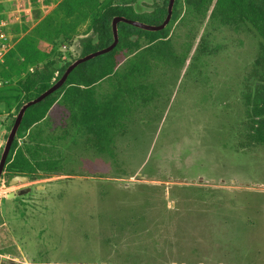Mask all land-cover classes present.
Returning <instances> with one entry per match:
<instances>
[{
	"label": "rangeland",
	"instance_id": "374dc122",
	"mask_svg": "<svg viewBox=\"0 0 264 264\" xmlns=\"http://www.w3.org/2000/svg\"><path fill=\"white\" fill-rule=\"evenodd\" d=\"M44 1L20 0L25 19L39 9L46 15L59 0ZM5 3L11 9L15 2ZM179 8L170 32L179 62L155 68L157 94L133 106L115 133L113 155L75 128L62 102L19 138L38 149L37 159L59 163L36 181L57 183L62 194L50 215L26 223L2 206L0 261L264 264V144L248 138L245 102L263 38L250 23L226 24L183 1ZM11 12L20 17L18 8ZM82 32L57 47L63 59L79 57ZM15 81L0 89L6 135L17 115Z\"/></svg>",
	"mask_w": 264,
	"mask_h": 264
},
{
	"label": "trees",
	"instance_id": "16d2710c",
	"mask_svg": "<svg viewBox=\"0 0 264 264\" xmlns=\"http://www.w3.org/2000/svg\"><path fill=\"white\" fill-rule=\"evenodd\" d=\"M182 1L192 10L219 18L226 24L238 26L250 23L263 38L253 68L257 81L247 85L245 102L250 118L248 138L257 144H264V0H176L172 19L164 29L148 31L120 22V39L113 50L79 64L61 88L26 110L7 158L6 174L28 175L35 180L41 177L40 171L58 170L56 160L37 159V148L19 144V138L26 137L32 127L44 120L56 102L66 106L72 124L88 136L97 150L113 155L115 133L123 126L133 106L139 101L146 105L157 94L151 79L155 68L161 62H179L171 44L170 32L172 23L180 15ZM5 2L0 0L2 14L8 16L12 8H18L21 18L20 25L12 32L14 46L0 64V76L8 82L16 80L17 113L23 103L53 85L76 59H63V55L56 51L61 44L72 45L82 30L85 37L79 57L87 55L113 42L114 17L126 16L160 24L167 16L169 4V0H134L133 3L59 0L46 15L39 9L36 17L31 14L30 19H25L27 11L20 0H14L11 9ZM104 82L108 84L107 89H103ZM8 106L11 107L9 101ZM11 118L12 126L16 116Z\"/></svg>",
	"mask_w": 264,
	"mask_h": 264
},
{
	"label": "flooded vegetation",
	"instance_id": "af4514ba",
	"mask_svg": "<svg viewBox=\"0 0 264 264\" xmlns=\"http://www.w3.org/2000/svg\"><path fill=\"white\" fill-rule=\"evenodd\" d=\"M10 177L12 176L5 175V189H2L5 192L2 193L0 214L2 213L3 205L7 214L25 223L32 219L45 218L51 214V204H53L51 201L55 200L54 197L56 195L62 194L59 184L38 182L36 179L32 180L30 178L26 182L11 184L9 182ZM63 190L65 189L63 188ZM55 211H58V209H55ZM0 264L26 263L18 261L15 257L3 256Z\"/></svg>",
	"mask_w": 264,
	"mask_h": 264
},
{
	"label": "water",
	"instance_id": "95a60500",
	"mask_svg": "<svg viewBox=\"0 0 264 264\" xmlns=\"http://www.w3.org/2000/svg\"><path fill=\"white\" fill-rule=\"evenodd\" d=\"M176 0H169V4H168V13L166 18L164 19V21L160 24H150V23H146L137 19H131L128 18L126 16H116L113 19V23H112V28H113V34H114V40L113 42L108 45L107 47H104L102 49H99L97 51L91 52L87 55L84 56H80L78 58H76L74 61H72L69 66L66 68L65 72L63 73V75L54 82L53 85H51L47 90H45L43 93H41L39 96L26 101L25 103H23V105L21 106V108L19 109L15 121L11 127L10 132L8 133L7 139L5 141V145L3 144L4 148L0 157V180L2 179V175L3 172L5 170V166H6V162H7V158L9 156V153L11 151L12 145L14 143V140L17 136L18 130L22 124L24 115L26 110L36 104L41 102L42 100H44L47 96L51 95L52 93H54L55 91H57L59 88H61L67 81L70 73L81 63L88 61L96 56L105 54L110 52L111 50H113L117 44L119 43V28H118V24L120 22H126L129 23L131 25H134L136 27L148 30V31H159L164 29L171 21L172 16H173V11H174V5H175ZM29 180V176L28 175H22V174H18V175H13L12 177H10L9 182L11 184L14 183H18V182H26Z\"/></svg>",
	"mask_w": 264,
	"mask_h": 264
},
{
	"label": "built area",
	"instance_id": "2783aa9c",
	"mask_svg": "<svg viewBox=\"0 0 264 264\" xmlns=\"http://www.w3.org/2000/svg\"><path fill=\"white\" fill-rule=\"evenodd\" d=\"M14 15V16H13ZM21 22L20 17H16L15 13L10 12L8 16H4L0 11V64L3 63L14 46L12 39V32L17 23ZM7 80L0 76V89L4 88L7 84ZM5 120L0 114V151L4 144V137L7 133L6 129H3Z\"/></svg>",
	"mask_w": 264,
	"mask_h": 264
},
{
	"label": "crops",
	"instance_id": "0c3cea01",
	"mask_svg": "<svg viewBox=\"0 0 264 264\" xmlns=\"http://www.w3.org/2000/svg\"><path fill=\"white\" fill-rule=\"evenodd\" d=\"M4 89V88H3Z\"/></svg>",
	"mask_w": 264,
	"mask_h": 264
}]
</instances>
